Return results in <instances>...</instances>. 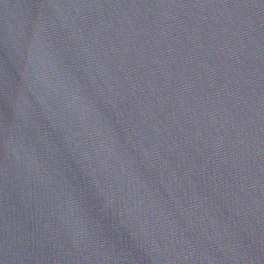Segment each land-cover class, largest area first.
<instances>
[{
    "label": "water",
    "instance_id": "water-1",
    "mask_svg": "<svg viewBox=\"0 0 264 264\" xmlns=\"http://www.w3.org/2000/svg\"><path fill=\"white\" fill-rule=\"evenodd\" d=\"M0 264H264V0H0Z\"/></svg>",
    "mask_w": 264,
    "mask_h": 264
}]
</instances>
